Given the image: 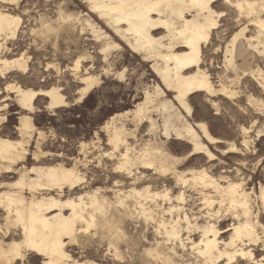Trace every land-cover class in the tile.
I'll use <instances>...</instances> for the list:
<instances>
[{
	"label": "bare ground",
	"instance_id": "1",
	"mask_svg": "<svg viewBox=\"0 0 264 264\" xmlns=\"http://www.w3.org/2000/svg\"><path fill=\"white\" fill-rule=\"evenodd\" d=\"M21 1L0 0V83L5 84L0 89L1 264H30L27 254L40 257L41 264H98L76 258L69 250L73 245L83 250L86 243L90 246L96 242L120 263L126 253L140 251V264H264V225L258 219L260 210L254 211L255 191H248L244 181L232 175L239 174V167L228 166L219 156L250 151L253 124L241 128L240 146L214 136L206 122L190 118L191 100L199 96L217 109L214 98L222 96L231 99L240 111L264 116V73L259 67L253 68L247 56L250 50L264 56V0H84L88 6L85 14H66L63 10L55 17L45 13L34 17L27 11L21 15L17 12ZM218 2L246 21L222 51L226 75L231 73L238 81L250 75L260 88V96L247 94V107L238 103L242 92L240 84H235L237 80L216 85L204 64L205 49L219 28L217 16L224 14L216 10ZM99 20L113 34L104 30ZM30 21L32 24L26 26ZM26 27L32 46H15ZM78 28L81 34L91 32L101 42L100 52L106 62L124 43L142 54L161 80L154 90L143 87L144 97L134 108L110 116L103 126L110 144L123 148L118 162L113 163L114 173L121 180L116 179L113 187L99 186L92 179L88 189L80 190L86 175L74 161L72 166L63 162L24 165L35 135L38 150L31 152L37 162L43 156L39 139L44 131L38 129L33 116L39 110L37 104L45 101L50 109L69 104L61 83L50 80L79 75L83 84L80 101L101 81L87 70L79 74L88 51L73 66L65 67L67 74L56 62L61 31L66 30L71 41ZM123 71L117 72L121 78ZM39 77L42 82L32 81L39 82ZM13 102L19 107L15 133L4 126ZM125 120L134 127L128 128ZM143 126L147 138L138 136ZM263 132L264 124L256 133L259 136ZM173 138L183 143V155H177V149L170 145ZM81 146L86 147L87 142ZM156 177L164 180L162 189L152 184ZM259 198L264 207V183ZM128 219L143 224V229L137 224L141 236L137 241L126 228ZM149 226L154 229L151 239L146 236ZM13 229H19L21 239L13 238Z\"/></svg>",
	"mask_w": 264,
	"mask_h": 264
},
{
	"label": "rangeland",
	"instance_id": "2",
	"mask_svg": "<svg viewBox=\"0 0 264 264\" xmlns=\"http://www.w3.org/2000/svg\"><path fill=\"white\" fill-rule=\"evenodd\" d=\"M221 4L222 2H218L216 4V10L219 12L223 11L224 14L222 16H217L219 28L217 29V33L212 34L211 44H209L205 49L204 64L206 65L205 67L207 68L212 77V80L216 85H219L221 82L229 83L230 80H237L235 84L236 86H239L240 84L239 88L242 92V94L240 93L241 101L238 103L246 106L245 97L247 96V94L249 95L251 93L256 96H260V88H258L256 82L250 75L242 76L238 81V79H235L231 73H228L227 75H229L230 78H227V71L224 67L225 53L224 50L222 51V49H225L224 47L227 41L231 39L230 37H232V35L236 31H238L246 21L237 17L234 9L223 7ZM86 6L87 4L84 2V0H22L20 9H18L17 12L21 13L22 15V12L24 13V11H27L34 17H38V14H46V16L49 15L48 17H55L59 14V11L63 10V12L66 14H82L83 12V14H85L88 11V6ZM9 7L15 8V6L11 5H9ZM99 22L104 30L108 31L110 34H113L112 31H110L102 21L99 20ZM31 24L32 21L25 25L27 26ZM27 29L28 28L26 27L24 30L25 32L22 33L15 46H18V44L22 45V48L32 46L31 36L29 34V30ZM250 29H252V26H250ZM65 32L67 33L66 30H63L60 33V53L59 57L56 60V62L60 63L63 74L69 73L65 68L67 67V65L73 66L75 60H77L79 57L85 56V53H87L88 51L86 57H83L80 63L81 68L79 69V74H84L87 70L88 72H92L98 77L100 76L99 78L101 79V81L99 80L98 83L94 85L92 90L84 98V100L80 101L78 100V98L80 97L79 95H81L80 88L83 87V84H81L80 80L78 79L79 75L76 76V78H74L75 76L73 75H63L60 80H50L51 83H56L57 85L61 83L59 86L63 87L62 92L66 95L69 104L68 106H62L54 109L47 108L45 101L37 104V109L39 108V110H36L33 113V116L35 117L34 120L38 129L42 130V132H45H43L44 136L39 139L40 149L42 150L43 156L40 157V162H37L34 159V155L32 154V152L34 153L38 150V135H35V138L31 142L30 146V150L32 152L30 151L28 158L24 161V165H26V167H32L33 165L37 164L46 165L63 162L67 166H72L74 165V162H77L78 168L82 173L86 175V182L81 186L80 190L88 189V182L91 183L92 179L97 180V185L99 186L106 185L109 187H113L115 185L114 182H116L117 180H121V178L117 177L116 173H114L115 170L113 167V163L118 162L119 150L123 151V148L116 149L112 144H110L108 132L103 128V126L110 118V116L116 113L123 112L127 109L134 108V104L143 99L145 91L147 89L154 90V87L157 83L161 84V80L155 75L153 70H151V63L145 61L144 57H141L143 56L142 54L132 51V49L128 48L126 44L123 43L124 47L122 49L114 50V54L112 53L109 57V62H106L104 60L103 54L100 52L101 47L99 46L101 42L98 41L91 32H84L83 34H81L80 29L78 28L75 32V35H72V42L69 40V34L67 36ZM248 34L250 33L248 32ZM66 42H68V45ZM118 55L122 56L119 57ZM247 56L249 61L248 63H250L253 68H261L264 73V56H261L260 54H257L252 50L249 51ZM112 61L114 63H112ZM239 62L242 63V59H240ZM33 63L36 62L34 61ZM113 64L116 67L113 66ZM112 66L114 68H112ZM114 69H116V71ZM122 71L125 75L123 76V78H121L117 74V72L119 73ZM33 79L35 78L33 77ZM32 81L36 84L42 82L40 77L39 82L38 80ZM4 87L5 84L1 82L0 89H3ZM37 87L38 86H36V88ZM214 100L218 102L219 109L212 106V103L210 101H207L206 98H203V96L193 97V99L191 100L193 105V114L190 118L193 121L206 122L210 132L214 136L223 138L228 141H236V143L240 146L242 141L241 128L250 127L253 124L251 127V136H253V139H250L252 140L251 146H253L250 148V151L244 152L245 154L243 155L229 154L226 156H222L219 153L217 154H219V156L228 166H231L233 168H240L241 171L239 172V174L233 172L232 175H238L237 179H241L244 181L245 187L248 191H255L254 195H252L254 211L258 212L260 210L258 212V219L260 223L264 225V207L261 199L259 198L260 186L262 183H264V161H261V163L259 162V159L264 156V132L262 133L263 135L259 136L256 133L257 129H260V127L264 124V116L261 115L257 117L250 111H240L236 108L235 105H233L231 99H227L222 96L214 98ZM13 103L15 104V102ZM18 110L19 107L17 104H15L8 111L6 120L7 122L4 124L7 130L12 133H15L17 131L16 125L19 123V114L17 112ZM252 121H255L256 123L254 124ZM125 124L128 128L134 127L133 122H131L130 120H125ZM256 125L259 127H257ZM144 129L146 130V126L140 127V130L138 131L139 137L144 136ZM144 138H147V136H144ZM83 141L87 142V146L84 148L81 146ZM133 141V138L130 139V142ZM169 143L172 147L177 149V155H183V147L181 145L183 143L181 141L173 138L169 140ZM114 150L116 152L118 151L117 154ZM85 157L87 160L85 159ZM88 159H91L92 162ZM197 160L198 159L196 158L194 159V161ZM83 161L88 162L84 163ZM99 163H101V165ZM98 165L99 167H96ZM11 180L12 179H6V181ZM153 181L154 183L152 182V184L154 186L162 189L164 182L163 179L156 177L153 178ZM255 199L257 202L255 201ZM254 203L256 205H254ZM1 216L2 212L0 211V219H2ZM227 218H229V216ZM230 222L231 220L226 221L223 224L222 228L226 229ZM137 224L140 226L142 225L143 229V224L141 223V221L137 222L136 220L128 219L126 223V228L128 231H130V236L134 238L133 240L135 241L141 238L139 227ZM259 231L261 232V230ZM13 233H15L13 236L14 239H21V232L19 231V229H13L12 234ZM146 236H148L149 239L154 237V229H152L151 226H149L148 230L146 231ZM5 240L8 242L11 239L5 238ZM98 244L99 243L96 242L89 246L88 243H86L83 250L82 247L73 245L69 248V250L76 258H82L83 260H86L88 258L87 260L95 261L98 264H140V251H135L133 252V254L124 252L126 253V259L124 260V262L120 263L119 261L115 260V258L111 254H108L106 250H104L105 248L101 247ZM95 247L97 248L95 249ZM124 251H126L125 248ZM258 253L260 254L261 252H257V254ZM27 256L30 259V264L42 263L41 258L34 256V254H27ZM17 264H20V262Z\"/></svg>",
	"mask_w": 264,
	"mask_h": 264
}]
</instances>
